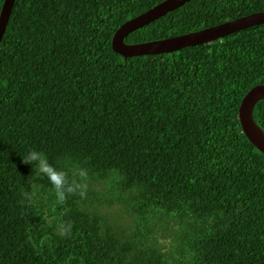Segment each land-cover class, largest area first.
Returning a JSON list of instances; mask_svg holds the SVG:
<instances>
[{"label":"trees","instance_id":"16d2710c","mask_svg":"<svg viewBox=\"0 0 264 264\" xmlns=\"http://www.w3.org/2000/svg\"><path fill=\"white\" fill-rule=\"evenodd\" d=\"M163 1L14 0L0 41V264H264V155L237 120L264 85V24L170 54L113 53L119 26ZM263 11L190 0L124 43ZM252 120L264 132V101ZM29 150L81 187L57 202L21 162Z\"/></svg>","mask_w":264,"mask_h":264},{"label":"water","instance_id":"95a60500","mask_svg":"<svg viewBox=\"0 0 264 264\" xmlns=\"http://www.w3.org/2000/svg\"><path fill=\"white\" fill-rule=\"evenodd\" d=\"M190 0H165L144 13L124 22L113 33L110 47L113 53L125 58L170 54L184 48L208 44L215 40L264 24V12L252 13L196 32L139 44H125L124 38L131 32L146 26ZM14 0H3L0 8V41L4 34ZM264 101V85L249 89L237 108V120L244 138L264 155V132L253 122L252 110L256 103Z\"/></svg>","mask_w":264,"mask_h":264},{"label":"clouds","instance_id":"9594fccd","mask_svg":"<svg viewBox=\"0 0 264 264\" xmlns=\"http://www.w3.org/2000/svg\"><path fill=\"white\" fill-rule=\"evenodd\" d=\"M21 162L25 165H32L36 174H43L48 178V181L52 185V189L54 190V195L57 202H62L65 198L66 193L73 192L76 188L81 187V185L76 184L74 181L69 182L66 179V175L64 172L56 171L52 167H50L42 152L38 150H29L23 156ZM79 175L83 176L85 174L83 171H81ZM81 195H83L82 192ZM66 230L67 229L65 226H58L59 234L63 235Z\"/></svg>","mask_w":264,"mask_h":264},{"label":"rangeland","instance_id":"374dc122","mask_svg":"<svg viewBox=\"0 0 264 264\" xmlns=\"http://www.w3.org/2000/svg\"><path fill=\"white\" fill-rule=\"evenodd\" d=\"M107 215L108 222L114 227L118 232H125L130 228L129 218L121 211L119 206H111L104 211ZM164 252H168L167 246H161Z\"/></svg>","mask_w":264,"mask_h":264}]
</instances>
